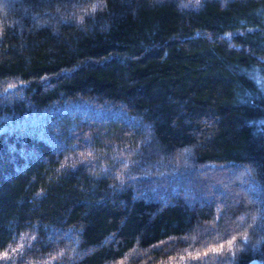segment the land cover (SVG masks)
<instances>
[{"label": "trees", "instance_id": "1", "mask_svg": "<svg viewBox=\"0 0 264 264\" xmlns=\"http://www.w3.org/2000/svg\"><path fill=\"white\" fill-rule=\"evenodd\" d=\"M262 87L264 0H0V264H264Z\"/></svg>", "mask_w": 264, "mask_h": 264}, {"label": "snow or ice", "instance_id": "2", "mask_svg": "<svg viewBox=\"0 0 264 264\" xmlns=\"http://www.w3.org/2000/svg\"><path fill=\"white\" fill-rule=\"evenodd\" d=\"M95 7H96V5L93 4V5H92L93 10L95 9ZM257 83H259V81H257ZM262 90H264V87H262Z\"/></svg>", "mask_w": 264, "mask_h": 264}]
</instances>
